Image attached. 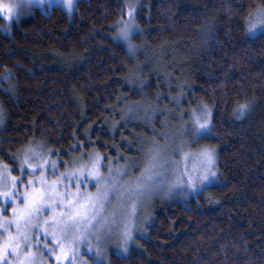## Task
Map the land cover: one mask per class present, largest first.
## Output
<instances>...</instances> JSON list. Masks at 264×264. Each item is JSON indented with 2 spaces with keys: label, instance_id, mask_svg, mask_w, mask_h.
Masks as SVG:
<instances>
[{
  "label": "trees",
  "instance_id": "1",
  "mask_svg": "<svg viewBox=\"0 0 264 264\" xmlns=\"http://www.w3.org/2000/svg\"><path fill=\"white\" fill-rule=\"evenodd\" d=\"M126 1L78 0L73 15L52 6L0 26L13 87L0 89V160L17 172L29 145L67 161L82 147L137 155L144 126L125 117L143 96L185 117L207 108L201 143L219 179L158 204L148 235L103 264H264V30L250 31L264 0H141L134 55L116 39Z\"/></svg>",
  "mask_w": 264,
  "mask_h": 264
},
{
  "label": "rangeland",
  "instance_id": "2",
  "mask_svg": "<svg viewBox=\"0 0 264 264\" xmlns=\"http://www.w3.org/2000/svg\"><path fill=\"white\" fill-rule=\"evenodd\" d=\"M77 1L73 0V7L69 10L65 0H44L42 4L39 0H32L31 4L27 0H0L4 7L0 12V26H9L22 16L36 10L45 11L52 6H60L73 15ZM124 3V13L115 24L116 39L134 55L145 49L140 46L143 36L137 21L141 0ZM9 7L12 8L11 13L7 11ZM9 15H18L19 19L10 21ZM261 19H264V10L255 15L250 25H258ZM125 24L132 25L127 40L119 35ZM262 30L264 27L260 26L250 29L253 33ZM140 33L138 44L135 40ZM150 61L155 63L157 58ZM11 82L9 71L0 75V89L11 91ZM209 111L207 108L202 111L191 109L185 117L178 114L181 110L153 105L143 96L131 105L125 117L126 121H137L144 126L142 130H146V133L142 130L136 132L142 138L137 155H109L95 148L82 147L67 161L60 155L52 156L41 147L29 145L13 157L17 172L0 160V184L6 186L0 191L11 189V177H24L17 185L19 192L14 203H5L0 198V221L12 219L13 208L24 207L26 201L19 197L25 191L27 181L33 177L44 174L49 184L58 180L56 191L61 194L53 196L51 203L41 206L31 223L21 221V230L27 239L20 241L19 254L9 253L7 259L11 264H103L109 262L112 253L126 255L139 238L148 235L154 222L153 211L158 204L189 198L219 179L216 150L201 143L202 138L211 132V124L197 131L196 118L200 117V123H204ZM157 120L162 123L161 127ZM5 123L6 115L0 106V132ZM209 149L215 151L216 162L211 171L216 175L202 183L206 168L202 153ZM25 157L33 165L41 161H56V167L49 163L33 171L25 165L22 174L21 165ZM33 186L40 188L41 184L37 180L34 185H27L29 191ZM9 231L17 234L15 223ZM126 232L131 233V239H125ZM7 235V232L0 231V242Z\"/></svg>",
  "mask_w": 264,
  "mask_h": 264
},
{
  "label": "snow or ice",
  "instance_id": "3",
  "mask_svg": "<svg viewBox=\"0 0 264 264\" xmlns=\"http://www.w3.org/2000/svg\"><path fill=\"white\" fill-rule=\"evenodd\" d=\"M29 4L32 3V0H27ZM39 2L42 4L44 0H39ZM65 3L69 10L73 7V0H65ZM4 11V7L0 5V12ZM7 11L9 13L12 12V8H7ZM129 16H132L131 9L129 10ZM8 19L15 20L19 19V16H8ZM257 26L264 27V19H261L258 21L257 24L250 25V29H255ZM132 28L131 24H125L124 27L120 29L119 35H121L124 39H128L130 35V30ZM242 108L245 106H241ZM197 124L198 128L197 131H200L202 129L208 128L211 124V114L210 111L207 113L206 119L204 120V123H200V117H197ZM203 161L206 165L205 168V174L201 177V182L210 180L212 177L216 175L215 172H212L211 169L215 165L216 162V156L215 151L213 149L206 150L202 153ZM51 163V166L53 168L56 167V161H41L40 164L33 165L31 163L27 162V157H25L24 164L21 165V172L22 174L25 171V165L27 168L32 169L33 171H38L41 168L45 167L47 164ZM63 176V174H61ZM24 179L23 175L20 177H11V183L12 187L10 190L7 191H0V198H3L5 203L8 202H15L17 199V193L19 192V189L17 185ZM39 181L41 184L40 188L32 187L29 191L27 185H34L36 181ZM59 181H53L50 184L45 180L44 174H41L40 177H33L32 179H29L27 181V185L25 186V191L20 194L21 199L25 200L26 203L23 208H13V218L12 219H5L3 221H0V231L7 232L8 235L6 238L3 239L2 242H0V264H11V262L7 259V256L9 253H16L19 254V249L21 247L20 241L26 240L27 236L22 232L21 230V221H23L25 224H29L32 221V218L34 214L38 213L41 206L51 203L53 196L61 195L56 191V184H58ZM6 187L3 184H0V188ZM192 187H195V184H192ZM6 210V209H4ZM15 223L17 228V234L13 235L9 231V227ZM131 233L126 232L125 233V239H131Z\"/></svg>",
  "mask_w": 264,
  "mask_h": 264
}]
</instances>
